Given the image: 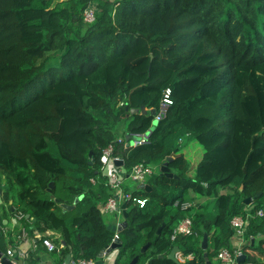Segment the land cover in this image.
<instances>
[{
    "label": "trees",
    "instance_id": "16d2710c",
    "mask_svg": "<svg viewBox=\"0 0 264 264\" xmlns=\"http://www.w3.org/2000/svg\"><path fill=\"white\" fill-rule=\"evenodd\" d=\"M164 41L160 63L131 58ZM166 89L171 104L155 125L152 111L130 114L157 110ZM187 136L202 149L192 166L179 146ZM108 145L126 174L139 162L157 166L149 190L123 184L145 205L127 202L113 264H205L204 253L219 264L237 215L247 216L242 254L264 262V0H0V225L16 208L29 233L65 242L59 256L39 244L25 264L95 261L111 244L100 210L112 194L102 173ZM189 191L207 200L193 204ZM186 215L192 233L171 240ZM7 243L2 232V253ZM174 247L182 262L167 258Z\"/></svg>",
    "mask_w": 264,
    "mask_h": 264
},
{
    "label": "built area",
    "instance_id": "2783aa9c",
    "mask_svg": "<svg viewBox=\"0 0 264 264\" xmlns=\"http://www.w3.org/2000/svg\"><path fill=\"white\" fill-rule=\"evenodd\" d=\"M96 8L95 6H88L84 12L83 17L86 22H92L94 20V14H95ZM170 90L166 89L163 95V98L161 99V102L159 104L158 109H146L148 111H152L153 113V119L154 121L161 120L166 113V109L168 105L171 104V101L169 99ZM146 135H140L135 140L131 141L132 145H137L145 142ZM181 140H179L180 142ZM119 157H116L113 155V147L112 145H108L103 150L102 155V162H103V169L102 173L106 177V184L108 188L111 190L112 194L107 199V201L102 205V209L104 212L114 213L117 216L121 215L122 209L120 202L121 201H131L134 205H138L140 208H142L145 205V199L134 197L131 193H124L123 199L120 201V198L122 195L120 194V191H122V185L125 181V178H130L136 183H146L147 179L153 175L155 167L152 165H147L142 162L136 163L132 168L131 171L126 174L125 168L122 166H117L115 164L116 161H119ZM175 205H178V202L175 203ZM192 206V203L190 202H183L179 205L181 210H188ZM13 217H11V220H13V224H16L19 222L20 225H18L15 233V228L12 226L11 228L7 227L8 221L6 222V226L0 225V234L4 232L6 234V237L12 238L11 235L14 238L15 244H17L19 241H26L27 240V232L24 228H22L21 222L23 218V213L19 210H16V208L13 209ZM258 216L263 215L262 210L257 211ZM247 216L243 217L241 215H237L232 217L230 220V226L233 230V235L230 237V246L231 248L222 247L218 250L216 255V261L219 264H238L237 257L242 254V246L246 242L245 239V229L247 224ZM10 220V219H9ZM120 224V223H116ZM191 217L189 215L184 216L179 223L175 226L173 229L170 239L174 240L177 235H188L192 233L191 229ZM11 233V234H10ZM36 237L41 241V244L47 249L49 252H57L59 253L61 249L63 248V245L55 244L52 242V240L49 237L43 236L41 234H36ZM114 237H118L117 233H115ZM113 241V240H112ZM4 255L8 257V259L12 262V264H15V251H12V249H6ZM177 255V254H176ZM16 256L23 257L25 254L21 251H19ZM93 260H82L79 259V264H94ZM243 264H264V262H254L250 260L242 261Z\"/></svg>",
    "mask_w": 264,
    "mask_h": 264
},
{
    "label": "crops",
    "instance_id": "0c3cea01",
    "mask_svg": "<svg viewBox=\"0 0 264 264\" xmlns=\"http://www.w3.org/2000/svg\"><path fill=\"white\" fill-rule=\"evenodd\" d=\"M191 193H194V192L189 191V195L191 197H194ZM123 202L124 201H121L120 205ZM100 210L102 212V216L104 218L106 226H108V225L112 226V225H115L116 223H121L122 220H123L121 215L117 216L114 213L104 212L103 209H102V205L100 206ZM11 217H13V215H11ZM11 217H10V220H9V223H8L7 227L11 228L13 226L15 228V233H17L16 229H17L18 225H20V224H19V222L16 223V224H13V220H11ZM22 228H24L26 230V232H27V240L26 241H19L17 244H15V242L13 241L14 238H13L12 235H11V237H12L11 239L9 237H6V242H8L6 249H12V251H15V255L14 256H16V254L19 251L20 252L22 251L25 254V256L19 257L15 261V264H25V260L27 259L29 252L36 250L38 248L39 244L42 247H44L41 244V241L36 237V234H41L43 236L49 237L52 240V242H54L55 244H56L55 240L59 238V234L58 233L50 231V230H47V231H44V232H40V231L35 229L31 233H29L28 229L26 227H24L23 225H22ZM60 241H61L60 244L63 245L62 240H60ZM118 249L119 248H116V249L111 250L109 253L103 254L102 256L99 257L98 260H95L93 263L94 264H113L115 256L117 255ZM46 251H47V249H46ZM60 252L59 253L56 252L55 254L59 256ZM70 256H71L70 264H79L78 263L79 259H75L72 255H70ZM176 257L178 258V260L180 262H182L184 260V257H182L180 252L177 253ZM187 258H190V256H188ZM63 263H64V261H63ZM40 264H53V263H52L51 259L49 258V256L43 255L42 256V261H41Z\"/></svg>",
    "mask_w": 264,
    "mask_h": 264
},
{
    "label": "rangeland",
    "instance_id": "374dc122",
    "mask_svg": "<svg viewBox=\"0 0 264 264\" xmlns=\"http://www.w3.org/2000/svg\"><path fill=\"white\" fill-rule=\"evenodd\" d=\"M170 45H171V41H164V42L160 43V46L157 50H152L150 48H145V49L141 48L137 52L133 53L131 58L137 59L140 57H145V59H146L145 67L149 68V66L153 65V63H160L161 59H167L168 58L169 53L167 51H165L166 50L165 48L169 47ZM124 127H125L124 121H121L115 129V134L117 136H121L123 134ZM135 139L136 138H133V140H135ZM179 146H180L181 152L185 153V157H186L187 161L189 162V165H191V166L195 165L197 160L202 155L201 147L189 136L183 137L181 142L179 143ZM122 167H123V165H122ZM158 167H159V165H158ZM156 169H157V166L155 167L154 173H155ZM128 183L132 184V188L135 187V182L133 180H131L130 178H125V181L123 184L127 185ZM222 192H224V191H222ZM124 193H131V192H125L123 190V185H122V191H120V194L122 195V197L120 198V201L124 200L123 199ZM191 194L194 196L193 197L194 200L192 202L193 204H195V203L201 204L207 200L206 196H201V195H198L196 193H191ZM210 208H211V206H210ZM121 216H122V213H121ZM262 238H263V236H260V235L256 236L255 243L258 242ZM260 262H263V260L261 259ZM213 264H215V263H213Z\"/></svg>",
    "mask_w": 264,
    "mask_h": 264
},
{
    "label": "water",
    "instance_id": "95a60500",
    "mask_svg": "<svg viewBox=\"0 0 264 264\" xmlns=\"http://www.w3.org/2000/svg\"><path fill=\"white\" fill-rule=\"evenodd\" d=\"M141 113V114H145L146 113V108L145 106H141L139 109H131L130 110V114L132 113ZM154 125L157 123L156 121L153 122ZM148 135V134H146ZM126 138H128V136H126ZM169 159V157L167 158ZM115 164L117 166H122L123 165V161L122 159L120 158L119 161H116ZM160 171L165 173L166 175H168L169 177H171L173 174L170 173L168 171V168H167V162H164V164L162 166H160ZM138 188L139 189H143V190H149V185L147 183H139L138 185ZM259 195V193H258ZM250 198H248L246 200V202H250ZM76 202V200H75ZM63 208H72L74 207V205H62ZM126 207H127V201H124L122 204H121V209H122V222L118 225V224H115V225H112V226H107V228L111 229L112 232H115V233H118L120 232L122 229H124L127 225V222H126V217H127V214H126ZM28 217V216H27ZM6 223V221L4 222ZM160 228L157 230V233L159 232ZM63 245H65V242L62 241ZM207 245H208V236L207 234H203L202 236V240H201V248L203 250H205L207 248ZM121 246V240L119 239V237H114L113 241L111 242V244L104 250H102L99 254V257L102 256L103 254H106V253H109L111 250L113 249H116V248H119ZM149 246V243L145 244L144 246H142V248L140 249V252H144L147 247ZM178 253V248L177 247H174L172 248V250L169 252V254L167 255V258L175 261V262H180L178 260V258L176 257V254ZM161 257V256H160ZM15 260L18 259L17 256L14 257ZM137 259L138 257L135 256L128 264H135L137 262ZM204 259H205V264H213L207 257L206 253H204ZM245 259V255L244 254H241L237 257V262L240 263L241 261H243ZM70 261H71V256L70 255H67L65 257V260H64V263L63 264H70ZM0 264H12V262L8 259V257L6 255H4V253H2L0 251Z\"/></svg>",
    "mask_w": 264,
    "mask_h": 264
}]
</instances>
